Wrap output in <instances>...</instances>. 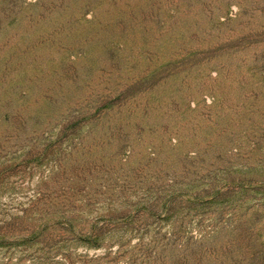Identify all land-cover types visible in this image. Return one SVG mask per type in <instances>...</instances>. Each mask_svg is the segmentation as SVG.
<instances>
[{
  "label": "rangeland",
  "instance_id": "obj_1",
  "mask_svg": "<svg viewBox=\"0 0 264 264\" xmlns=\"http://www.w3.org/2000/svg\"><path fill=\"white\" fill-rule=\"evenodd\" d=\"M0 264H264V0H0Z\"/></svg>",
  "mask_w": 264,
  "mask_h": 264
}]
</instances>
